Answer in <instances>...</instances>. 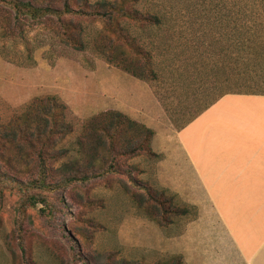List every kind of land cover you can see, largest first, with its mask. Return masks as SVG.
<instances>
[{
    "label": "rangeland",
    "instance_id": "obj_1",
    "mask_svg": "<svg viewBox=\"0 0 264 264\" xmlns=\"http://www.w3.org/2000/svg\"><path fill=\"white\" fill-rule=\"evenodd\" d=\"M141 7L159 12L167 21L158 30L133 28L154 51L159 72L156 82L136 79L107 64L92 52V44L84 52L76 51L43 28L35 27L28 34L35 65L14 63L0 54V126L21 115L34 98L56 96L66 105V117L73 130L58 143L59 149L68 150L61 161L76 157L73 149L83 124L107 110L124 113L156 130L157 144L161 145L165 134L180 131L213 99L209 71L213 59L201 54L206 49L211 53L213 48L225 46L227 34L242 30L237 27L248 22L250 14H259L264 21V0H143ZM101 30L102 24L89 23L87 38ZM0 48L7 49L10 58L26 50L21 41L6 46L0 43ZM200 55L204 59L201 63ZM136 163H141L144 173L134 171L135 178L158 184L155 161L138 159ZM59 164L60 159L55 166ZM22 166L29 168L25 162ZM107 173L94 174L100 178L70 187L64 193L69 209L65 223L68 230L77 228L79 233L87 228L95 234L93 244L87 247L89 251H110L117 259L127 257L150 263L182 255L190 264L197 251L238 252L228 231L209 226L208 218L199 223L190 214L177 219L168 229L160 228L143 217L126 195L124 186L132 187L131 180ZM22 176L20 181H27L26 175ZM20 192L25 194V188L0 191V264H81L71 256L76 243L71 244L44 226L37 212L26 208ZM87 197L98 207L74 202ZM89 219L101 227L89 229Z\"/></svg>",
    "mask_w": 264,
    "mask_h": 264
},
{
    "label": "trees",
    "instance_id": "obj_2",
    "mask_svg": "<svg viewBox=\"0 0 264 264\" xmlns=\"http://www.w3.org/2000/svg\"><path fill=\"white\" fill-rule=\"evenodd\" d=\"M141 3L143 0H0V43L6 46L21 41L26 48L23 52H15L11 58L5 48H0V54L14 63L23 61L22 65H35L28 34L40 27L76 51L84 52L92 44V52L107 64L136 79L156 82L159 72L154 51L133 28L158 30L167 21L159 12L144 10ZM260 17L250 14L246 18L248 22L237 27L242 30L227 34L225 46L219 45L211 53L209 49L202 50V56L207 54L213 59L209 71L214 96L209 105L180 130L227 95H264V31L261 32L264 21ZM89 23L102 24V30L91 39L87 38ZM201 55L199 63L204 61ZM165 109L171 111L168 105ZM66 111V105L56 96L36 97L21 115L0 126V191L25 188V194H20L26 208H33L44 226H49L71 244L76 243L71 255L74 262L185 264L179 255L150 263L127 257L117 259L110 251H89L87 247L93 244L95 234L87 228L79 233L77 228L68 230L65 223L69 209L64 193L70 187L99 179L94 174L101 176L105 172L128 177L132 187L124 186L126 195L143 217L162 229L190 215L192 209L179 205L175 195L158 185L135 178L134 171L144 173L136 160L156 162L161 159L152 149L156 133L119 111L107 110L88 119L73 149L76 157L61 161L68 150L59 149L58 143L73 131ZM59 159L60 164L55 166ZM23 162L27 163L28 170L23 168ZM22 175H26L27 181H20ZM87 198L74 199V202L98 207ZM88 223L89 229L101 227L92 219ZM87 242L90 243L87 245Z\"/></svg>",
    "mask_w": 264,
    "mask_h": 264
},
{
    "label": "crops",
    "instance_id": "obj_3",
    "mask_svg": "<svg viewBox=\"0 0 264 264\" xmlns=\"http://www.w3.org/2000/svg\"><path fill=\"white\" fill-rule=\"evenodd\" d=\"M154 131L156 185L238 249L197 251L192 264H264V95H227L161 145Z\"/></svg>",
    "mask_w": 264,
    "mask_h": 264
}]
</instances>
